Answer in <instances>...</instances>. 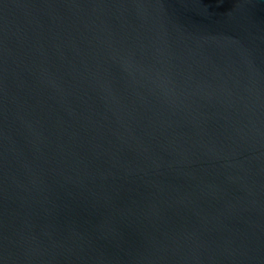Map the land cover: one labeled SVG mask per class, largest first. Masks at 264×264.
Segmentation results:
<instances>
[{"label":"water","instance_id":"obj_1","mask_svg":"<svg viewBox=\"0 0 264 264\" xmlns=\"http://www.w3.org/2000/svg\"><path fill=\"white\" fill-rule=\"evenodd\" d=\"M0 264H264V0H0Z\"/></svg>","mask_w":264,"mask_h":264}]
</instances>
